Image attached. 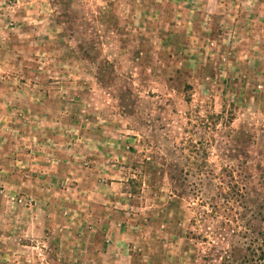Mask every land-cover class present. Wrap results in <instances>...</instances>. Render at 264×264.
I'll return each mask as SVG.
<instances>
[{
    "label": "rangeland",
    "instance_id": "1",
    "mask_svg": "<svg viewBox=\"0 0 264 264\" xmlns=\"http://www.w3.org/2000/svg\"><path fill=\"white\" fill-rule=\"evenodd\" d=\"M222 261L264 264V0H0V264Z\"/></svg>",
    "mask_w": 264,
    "mask_h": 264
},
{
    "label": "crops",
    "instance_id": "2",
    "mask_svg": "<svg viewBox=\"0 0 264 264\" xmlns=\"http://www.w3.org/2000/svg\"><path fill=\"white\" fill-rule=\"evenodd\" d=\"M14 93L17 92V89L13 91ZM30 106H34V104H30Z\"/></svg>",
    "mask_w": 264,
    "mask_h": 264
},
{
    "label": "trees",
    "instance_id": "3",
    "mask_svg": "<svg viewBox=\"0 0 264 264\" xmlns=\"http://www.w3.org/2000/svg\"><path fill=\"white\" fill-rule=\"evenodd\" d=\"M219 264H223V261H222V262H220Z\"/></svg>",
    "mask_w": 264,
    "mask_h": 264
}]
</instances>
